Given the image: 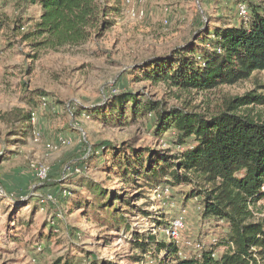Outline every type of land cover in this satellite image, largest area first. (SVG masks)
<instances>
[{"label": "rangeland", "instance_id": "374dc122", "mask_svg": "<svg viewBox=\"0 0 264 264\" xmlns=\"http://www.w3.org/2000/svg\"><path fill=\"white\" fill-rule=\"evenodd\" d=\"M133 1V7L125 6L115 26L102 38L93 37L78 47L35 52L20 38L0 33V264H64L69 260L89 264L92 257L112 264H158L151 255L138 260L142 254L130 243L131 234L99 228L86 217V210H71L80 200L95 201L89 198L87 186H81L84 179L107 189L123 187L107 180V174L99 169L95 149L101 141H131L174 155L170 135L156 136L146 121L125 130H111L88 114L76 113L103 105L126 90H142L168 106L183 107L188 100L202 110H214L225 98L243 96L252 90L263 92L256 82L264 85V72L237 86L205 95H183L181 100L163 85L134 83L136 67L153 57L168 55L192 40L193 33L207 23L218 26L221 19L243 20L237 14L239 0ZM133 8L136 18L131 16ZM0 13L12 22L23 17V31H29L41 12L39 7L26 8L23 0H0ZM36 90L48 95L47 104L43 105V98L38 109L33 110L30 103ZM29 112L34 115L33 129L25 144H17L19 118ZM254 114L264 116V107H254ZM89 148L92 152L88 155ZM44 168L49 171L45 181L37 176ZM165 186L171 189L168 198L162 196L154 202L151 190L147 200L136 204L148 205L145 209L153 214L149 220L137 217L138 212L126 216L139 235L166 241L160 223L169 225L173 218L182 216L186 222L183 238L194 239L201 247L187 250L186 257L199 255V251L209 249L214 239L226 235L224 225L200 215L201 198L184 197L190 188ZM257 214L264 215V200L259 203ZM18 220L24 223L23 227H16ZM259 220L264 222V217ZM155 230L157 236L153 234ZM40 234L52 237L40 241ZM224 251L225 248L219 249V255ZM85 252L90 256H85Z\"/></svg>", "mask_w": 264, "mask_h": 264}, {"label": "trees", "instance_id": "16d2710c", "mask_svg": "<svg viewBox=\"0 0 264 264\" xmlns=\"http://www.w3.org/2000/svg\"><path fill=\"white\" fill-rule=\"evenodd\" d=\"M23 3L26 8H40L32 29L23 31V17L12 22L0 13V33L20 38L35 52L78 47L93 37L102 38L125 9L123 0ZM239 4L249 9L246 20L221 19L218 26L207 23L193 33L192 40L168 55L153 57L136 67L134 83L163 85L181 100L183 95H205L237 86L264 72V0H239ZM256 85L263 92L252 90L243 96L225 98L214 110H202L188 100L183 107L168 106L142 90L121 91L103 105L81 109L77 116L88 114L111 130H125L146 121L156 136L170 135L176 154L131 141H101L95 149L99 169L107 174V180L123 187L107 189L84 179L81 186H87L89 198L95 201L80 200L72 205L71 212L75 208L86 210V217L99 228L131 234L130 243L142 254L139 261L151 255L158 264H264V222L254 215L264 200V116L254 114V107H264V85ZM32 95L37 97L31 99L33 110L48 96L41 90ZM33 116L29 112L19 118L15 143H26L33 129ZM165 185L190 188L184 197L201 198L203 217L218 223L224 220L226 235L193 257H180L178 248L167 241L139 235L126 216L138 212L137 217L151 218L153 214L145 209L148 205L136 204L147 200L151 190ZM23 226L22 221H16L17 228ZM51 237L39 235L40 241ZM221 248L225 251L219 255ZM84 254L90 256L88 252ZM64 264L82 262L69 260ZM89 264L112 263L92 257Z\"/></svg>", "mask_w": 264, "mask_h": 264}, {"label": "built area", "instance_id": "2783aa9c", "mask_svg": "<svg viewBox=\"0 0 264 264\" xmlns=\"http://www.w3.org/2000/svg\"><path fill=\"white\" fill-rule=\"evenodd\" d=\"M133 3L134 1L133 0H123V4L124 6H127V7H133ZM135 8V7H134ZM134 8L131 10V16L133 18H136L138 17V14L135 12ZM237 14H238V17L241 19V20H246L249 16V9L247 7L246 4H239L237 6ZM142 16V15H141ZM165 24H168V21L165 20ZM46 99H44V103L43 105L46 106ZM82 137H83V140L84 142H86L87 138H86V135L84 133H82ZM66 143V141H65ZM91 149L89 148L88 150V155L91 154ZM76 173L79 172L78 169L75 170ZM48 169L44 168V169H41L39 170V172L37 173V176H38V179L40 180H47L48 178ZM65 176V175H64ZM69 193V192H68ZM170 193H171V189L167 186H160L154 190H152V195L151 197L153 198V201L155 202L157 200V202L161 199V197H169L170 196ZM66 197H68L66 195ZM51 197L48 198V200H50ZM195 199H198V198H195ZM46 199H42L41 202H46L45 201ZM47 200V201H48ZM49 202V201H48ZM160 205H157L156 207H159ZM156 207H152L156 210ZM199 212H200V215L203 216V207L200 206L198 208ZM255 215V219H260V218H263L264 215H258L257 213L254 214ZM147 220H149L150 218H146ZM220 224L224 225L225 224V221H220ZM164 229L161 230L160 232H163L165 237H166V241L170 244H174L177 248H178V254L180 257H186V251L187 250H194L195 248L196 249H200L201 247H198L195 243V240L194 239H188L187 237L183 238V232H185L186 230V222L185 220L183 219L182 216L180 217H176V218H173L170 222L169 225H166V226H163ZM153 234L154 235H158L157 231H153ZM218 239H214V243L217 242ZM201 251H199V254L200 255Z\"/></svg>", "mask_w": 264, "mask_h": 264}, {"label": "crops", "instance_id": "0c3cea01", "mask_svg": "<svg viewBox=\"0 0 264 264\" xmlns=\"http://www.w3.org/2000/svg\"><path fill=\"white\" fill-rule=\"evenodd\" d=\"M190 202H191V201H189L188 204H189ZM200 203H201V201H200ZM200 206H201V204H200Z\"/></svg>", "mask_w": 264, "mask_h": 264}]
</instances>
